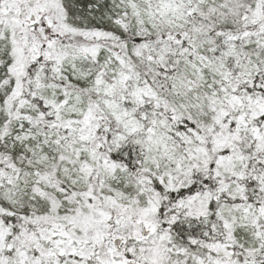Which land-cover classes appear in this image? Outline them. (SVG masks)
Masks as SVG:
<instances>
[{"label":"trees","instance_id":"trees-1","mask_svg":"<svg viewBox=\"0 0 264 264\" xmlns=\"http://www.w3.org/2000/svg\"><path fill=\"white\" fill-rule=\"evenodd\" d=\"M114 1L59 0L61 9L58 15L62 17L57 18L60 23L66 22L67 30L57 39V61H53L50 56L46 61L51 45L46 47L41 44L39 34L45 32L42 16L28 21L24 29L17 34L13 36L10 34L14 47L30 40L37 44L38 57L32 62L28 61L25 73L19 80H14L16 74L5 61L0 62V126L8 128L22 123L27 127L34 124L43 129L56 131L59 143L67 139L80 140L86 144L92 142L88 145L101 156L105 166L115 168L116 165L119 167L116 169L125 172V177L129 180L125 189L132 191L131 195L138 196L137 199L142 201L144 195L141 189L145 184L141 180L146 181L147 177V173L142 171L143 149L130 140L112 149V137L117 129L110 117L102 112L97 101L101 95L100 91H103L108 96L113 95L116 101L126 103L124 89L114 80L109 65L116 63L124 73L132 75L131 79L146 80L153 90L159 88L155 90L156 93L148 95L139 108L162 113L169 121L173 120L174 111L163 91V87L166 88L168 84L165 81L178 74L181 65H186L192 62L191 60L199 62L219 60L222 64V75L228 85L225 92L229 94L228 90L235 87L234 93L229 94L230 97H240L244 103L256 97L264 99V19L259 22L253 20L252 10L248 6L249 0H218L216 3L205 5L188 0L189 6L184 8L185 22L182 26L175 30L161 28L148 35L141 33L133 25L126 9L115 8ZM32 4L37 6L40 3L35 0ZM8 36L9 34L4 32L0 39L4 41ZM7 55L1 57L7 60ZM101 56L106 60H103L105 61L103 63ZM69 58L79 59L85 70L95 71L93 84L87 86L60 79L61 69ZM56 77L62 91L54 103L48 105L39 99L34 101L29 98L28 93L35 92L37 86L50 85ZM213 83L214 80H210L211 86ZM103 87H106L105 90ZM72 91L83 99V114L78 118L62 120L60 110ZM4 99L7 102L5 108ZM20 100L22 103H29L36 113L30 114L31 111L25 109L24 105H18ZM211 105L208 110L205 108L203 117L212 115L215 118L217 114L215 107H220V104ZM219 119L221 120L216 131L224 133L236 131L240 138L245 139L247 134L249 135V132L243 133L240 129L241 121L244 120L237 108H230L228 113ZM260 121L264 122V109L258 117H254L248 123L249 130L257 127ZM175 125L179 127L178 123ZM187 125L194 127L197 124L187 121ZM199 125L204 126L203 122ZM211 128L212 125L209 130ZM206 145L204 147L209 150L211 145L208 140ZM239 145L243 157L242 171L227 184H222L223 179L215 175V165L192 164V159L186 164L188 181L191 177V183L184 184L175 178L168 179L160 175L158 179V176H152L148 172V177L152 181V192L156 193L153 198L156 200L153 203V231L145 239L160 238L167 247L176 251L166 250L162 256L163 264H190L193 258L231 264H264V247L248 248V244L240 246L234 237L239 231H233L232 226H229L221 216L225 202H231L230 199L235 198L240 205L254 208L255 216L264 229V162L260 163L254 154L257 149L253 143L243 145L240 141ZM15 159V154H0V184L10 178L12 181L17 179L20 170L18 168L17 171L13 164ZM9 165H13L15 169L9 170ZM58 168L59 165L54 162L40 179L48 189L37 187V193L33 194L32 203H43L44 211L49 206L47 204L49 198L44 196L45 194L53 197L52 191H57V188L62 186L66 187L67 192L72 190L59 179ZM16 171L17 173H14ZM21 171L40 172L25 167L21 168ZM85 172L91 177L93 170L86 168ZM226 185H234L237 191L235 196L228 194ZM79 193L80 200L84 199L87 207L101 212L104 207L106 217L99 220L94 228L104 241L110 243L113 238L118 237V235L113 237V233L115 228L121 227L120 237L124 241L126 256L133 261L142 260L136 252L132 253L129 247L132 244H142L143 240L140 243L127 237L128 232L134 228L130 226V222L125 221L127 214L124 215L123 210L114 208L115 205L112 204L105 207L94 199L98 196L90 195L88 190ZM202 193L208 196L204 210L195 207L193 203L200 199ZM66 209L65 207L61 210L63 213L59 217L63 221ZM51 213L55 215L53 219H57V213H60L55 195ZM31 214L34 213L26 208L20 214L1 218L0 224L6 229L3 236H0L2 264H63L70 259L79 263L83 260L79 257L81 252L86 258L87 250L88 252L91 250L87 247L90 240L87 238L88 235L84 240L78 239L77 256L74 257L70 253L69 241L61 238L57 246L59 225L48 221L42 226L38 221L39 215L34 214L36 217H33ZM80 232L86 235L83 230ZM87 233L94 242L96 235L92 232ZM97 251L101 254L99 250L92 251V254L95 255ZM94 255L92 261L86 258V263L103 264Z\"/></svg>","mask_w":264,"mask_h":264},{"label":"rangeland","instance_id":"rangeland-1","mask_svg":"<svg viewBox=\"0 0 264 264\" xmlns=\"http://www.w3.org/2000/svg\"><path fill=\"white\" fill-rule=\"evenodd\" d=\"M35 0H1L0 1V36L6 32L9 34L4 41L0 39V62L6 65L16 74V79H21L25 73V65L28 61H34L37 55L38 45L33 44L30 40L25 41L22 45L14 47V42L10 39V34H17L24 29L28 21L37 16H42L45 26V32L39 34L41 44L50 46L49 56L53 61H57V39L64 35L63 31L67 30L66 22L58 20L60 13L59 0H37L39 5L32 4ZM218 0H194L196 4H213ZM248 6L251 8L253 20L258 22L264 19V0H249ZM114 7L126 9L129 13V19L133 25L141 32L150 35L154 31L161 28L175 30L182 26L185 22L184 8L189 6L188 0H115ZM44 14V15H43ZM52 18V20L50 19ZM29 25V24H28ZM62 28V29H60ZM66 28V29H64ZM2 30V32H1ZM10 32V33H9ZM26 33V30H25ZM52 51V52H51ZM7 55V60L1 56ZM25 57V58H24ZM27 61L25 62V59ZM102 63L106 60L101 56ZM3 60V61H2ZM105 60V61H103ZM44 58L42 59V62ZM186 65H181V71L175 76H171L167 82V87H163V91L168 98V103L173 108V120L169 121L162 113H155L152 110L140 109L139 105H143L148 95L153 90L146 80L135 81L132 75L124 73V71L116 63L109 65L114 80L121 84L126 95V103L118 102L113 95L104 94L100 91V97L97 99L102 112L107 114L117 132L112 137V149L124 144L126 141L139 145L143 149L144 162L143 170L147 173L146 181L141 182L145 185L141 189L143 192L142 201L136 196H132V191H127V178L125 172H120L118 166L115 168L104 165L101 156L92 149V142L67 139L58 142L59 137L56 131L49 128H40L34 124L27 127L19 123L16 126H0V154H15L16 159L14 166L19 175L16 180L11 178L5 183L0 184V220L7 216L20 214L27 207L29 212L39 215L40 225L48 221L57 223V246L60 244L61 238L69 241L70 253L77 256L78 239L84 240L85 236H89L92 232L96 235V240L88 239L87 247L90 251L86 252L88 261H92V251L99 250L94 257L99 258L103 264H126L131 260L127 255L123 262L114 263L112 261L113 245L112 241L106 243L100 233L94 229L99 220L106 217L103 211L93 210L86 206L85 200H80L79 192L89 191V194H95L94 199L105 207L109 204L115 205L114 208H120L127 214L125 221L130 222V226H134L132 231L128 232L127 237L131 233L141 235L144 228L153 231L152 222L154 220V202L156 193L152 192V181L148 177V172L152 176H166L168 179H177L181 182L191 183V177L186 172V164L192 159V164L211 163L214 166L215 175L219 176L222 184H227L229 180L233 181V177L237 176L243 167L242 149L239 142L243 145H255L257 152L254 154L258 157L259 162H264V122L260 121L257 127L249 130L248 123L254 117L260 115L264 109V99L256 97L249 102L244 103L240 97L232 98L229 94L234 93V89L225 91L228 88L227 81L222 75V64L217 61H193ZM57 72V71H56ZM61 80L70 82L83 83L87 86L95 81V71L85 70L83 63L79 59L69 58L61 69ZM210 80H214L213 85L209 84ZM18 86V85H17ZM106 87H103L105 90ZM200 89V92H198ZM62 87L59 85L57 77L50 85L44 87L37 86L35 92L28 93L30 99H39L43 104L51 105L60 95ZM35 101V100H34ZM6 103V105H5ZM219 105L215 118L211 116H202L205 108L207 110L211 104ZM24 105L30 114L36 113L29 103H22L20 100L18 105ZM7 106L4 99V108ZM10 107V106H9ZM44 107V106H43ZM230 108H237L239 115L243 118L241 130L243 133L249 132L246 139L240 138L235 132L224 133V131H216L223 115L228 113ZM206 110V111H207ZM84 102L80 95L75 92L69 93V98L63 108L60 110V118L62 120L79 117L83 114ZM191 122L197 124L192 127L187 125ZM203 122L204 126L199 124ZM176 123L179 127H176ZM212 125L211 130L210 127ZM246 135V134H245ZM209 141L211 148L209 150L204 147ZM242 145V146H243ZM211 152V154L209 153ZM211 159V160H210ZM54 162L59 165V179L65 182L71 188L69 192L66 187L57 188L52 191L57 196V219L51 213L54 204V195L45 194L48 199V209L44 211L43 203H32L33 194L37 193V187L47 190L46 184L40 180L45 171L50 169ZM77 164L75 167H73ZM13 165H9V170H14ZM37 170L39 173H31L21 171V168ZM92 169L91 177L86 174L85 169ZM14 172V173H17ZM39 174V175H38ZM190 176V173H189ZM129 181V180H128ZM31 185L29 186V184ZM46 187V188H45ZM226 191L229 195L235 196L237 191L234 185H226ZM201 197L194 203L195 207L201 210L205 209L207 203V194H200ZM102 201V202H101ZM226 201L221 216L232 226V230L238 232L235 240L242 246L248 244V248L264 247V229L260 226L255 210L253 207L240 205L235 198ZM94 203H96L94 201ZM93 203V204H94ZM67 208L64 214L65 220L59 218L62 216L61 210ZM85 208V209H84ZM114 210V209H113ZM117 213L119 211L115 210ZM31 214L33 217H36ZM153 215V216H152ZM61 227V228H60ZM92 230H91V229ZM239 229V230H238ZM83 230L86 235L80 234ZM125 230V229H124ZM121 227L115 228L113 237H120ZM6 232L0 224V236ZM64 232V233H62ZM112 237V238H113ZM86 238V239H87ZM115 239V238H114ZM130 239V238H129ZM113 240V239H112ZM132 240V239H131ZM143 240L140 247L132 244V253L137 254L142 260L135 261L136 264H163L162 256L165 251L175 252L168 248L164 241L160 238L150 237ZM138 242L137 240H133ZM103 242V243H102ZM127 247V246H126ZM138 247V248H137ZM101 248V249H100ZM83 259L79 263L76 261H68L63 264H89L83 257V252L79 254ZM104 257V258H103ZM0 264L2 261L0 260ZM190 264H231L223 261H204L199 258L191 259ZM234 264V263H232Z\"/></svg>","mask_w":264,"mask_h":264},{"label":"flooded vegetation","instance_id":"flooded-vegetation-1","mask_svg":"<svg viewBox=\"0 0 264 264\" xmlns=\"http://www.w3.org/2000/svg\"><path fill=\"white\" fill-rule=\"evenodd\" d=\"M135 238V237H134ZM134 240H139L138 238H136V239H134ZM141 245H138V247H140ZM137 247V248H138ZM114 249V248H113ZM125 256L124 255V253L122 252V254H119V252H117V250H113V254H112V256H111V258H112V261L114 262V263H120V262H123V256ZM129 262L127 261L126 262V264H128Z\"/></svg>","mask_w":264,"mask_h":264},{"label":"water","instance_id":"water-1","mask_svg":"<svg viewBox=\"0 0 264 264\" xmlns=\"http://www.w3.org/2000/svg\"><path fill=\"white\" fill-rule=\"evenodd\" d=\"M147 233H148V231H146V230L144 229L143 236H145ZM121 242H122V239H120V238H119V239H115V240L113 241V244H114L115 248L118 249L119 251H121V250L119 249V247H120V245H121Z\"/></svg>","mask_w":264,"mask_h":264}]
</instances>
